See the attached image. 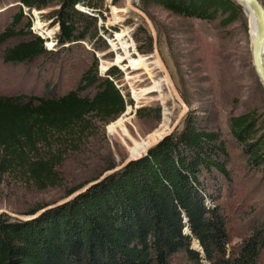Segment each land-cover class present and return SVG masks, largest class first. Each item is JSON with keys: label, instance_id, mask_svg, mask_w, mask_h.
Masks as SVG:
<instances>
[{"label": "trees", "instance_id": "obj_1", "mask_svg": "<svg viewBox=\"0 0 264 264\" xmlns=\"http://www.w3.org/2000/svg\"><path fill=\"white\" fill-rule=\"evenodd\" d=\"M18 2V13L0 33V46L25 40L4 52L6 64L32 63L49 53L45 39L31 31V21L21 27L26 19L22 7L40 11L58 2L60 8L52 16L53 24L60 26V45L98 38L97 17L77 5L97 9L101 0ZM142 2L139 7L145 12L144 5L156 4L186 18L221 19L223 26L244 13L234 0ZM96 62L82 75L77 90L63 97L0 95V182L6 173L22 172L38 190L58 186L63 155L53 152L52 140L90 116L108 124L126 111L128 101L110 78L100 77ZM93 87V98L80 95ZM185 122L180 133L70 203L27 222L1 215L0 264H258L263 233L230 249L226 218L214 205L229 178L225 142L217 133L199 131L187 118ZM231 134L243 147L248 166L264 173V125L257 113L233 117ZM44 149L49 150L47 157L41 153ZM114 167L110 164L108 170ZM195 242L204 254L194 248Z\"/></svg>", "mask_w": 264, "mask_h": 264}, {"label": "rangeland", "instance_id": "obj_2", "mask_svg": "<svg viewBox=\"0 0 264 264\" xmlns=\"http://www.w3.org/2000/svg\"><path fill=\"white\" fill-rule=\"evenodd\" d=\"M133 2L143 5L142 0ZM101 3L86 13L97 17L95 40L60 45V26L53 24L52 16L60 8L56 2L40 11L22 7L26 19L21 27L31 21V31L46 41V56L32 63L6 64L4 52L25 39L0 46V95L63 97L77 90L82 75L97 61L100 77L112 73L128 101L117 120L106 124L90 116L74 131L52 140L53 152L63 155L58 186L38 190L22 172L4 174L0 210L25 215L37 207L59 203L71 190L97 181L163 137L181 112L154 56L149 28L128 11L126 0ZM144 6L155 25L161 55L189 109L173 134L184 129L187 118L199 131L217 133L226 144L229 178L222 182L221 196L214 205L226 218L229 248H236L256 232L264 235V173L248 166L243 147L231 134V119L249 112L255 111L264 125V88L253 64L249 11L243 8L241 19L223 26L221 19L202 21L156 4ZM20 7L18 0L0 3V33L11 25ZM96 93L93 87L80 95L93 98ZM48 152L41 153L47 157ZM110 164L116 167L108 170ZM258 264H264V248Z\"/></svg>", "mask_w": 264, "mask_h": 264}, {"label": "water", "instance_id": "obj_3", "mask_svg": "<svg viewBox=\"0 0 264 264\" xmlns=\"http://www.w3.org/2000/svg\"><path fill=\"white\" fill-rule=\"evenodd\" d=\"M234 1H236L243 8H245V5H246L247 8L253 13L255 23H256V36L252 41L253 64H254L256 74L259 77L261 84L264 88V4L261 2V0H234ZM126 7H127L129 12H131L132 14L139 17L145 23V25L149 28V30L152 34V38H153V42H154V56L156 58V61H157L158 65L160 66L161 71L164 75V80L168 84L174 98L176 99V101L181 106V112H180L177 120L174 122L172 127L169 129V131L163 137H161L157 141L151 143L143 153H141L137 156L131 155L123 164H121L120 166H117L113 170L106 172L97 181H93V182L89 183L87 186L76 191L75 193H73L72 195H70L66 199L60 201L59 203H56L54 205H50V206L40 210L39 212H37L36 214L31 215V216L15 214V213H12V212L5 210V209L0 210V216L3 214H6L11 218L17 219L19 221L27 222V221H31V220H34V219L40 217L41 215H43L44 213H46L49 210H52L54 208H57V207H60V206H63V205L70 203L71 201L75 200L79 196L87 193L94 186L105 181L111 175L122 171L127 166H129L132 162L138 161V160L142 159L143 157H145L151 149L158 146L165 139L170 137L175 131H177L182 120L185 118L187 112L189 111L187 103L185 102L181 93L177 89V87L173 81V78L171 76V73H170V71H169V69H168V67H167V65H166V63H165V61L161 55L159 45H158V34H157L155 25H154L151 17L145 11H143L140 7L135 5L133 3V0H126Z\"/></svg>", "mask_w": 264, "mask_h": 264}, {"label": "bare ground", "instance_id": "obj_4", "mask_svg": "<svg viewBox=\"0 0 264 264\" xmlns=\"http://www.w3.org/2000/svg\"><path fill=\"white\" fill-rule=\"evenodd\" d=\"M245 8L248 9L246 5H245ZM248 11H249V14H250L249 17H250V26H251L252 38L254 39L255 36H256V23H255V19H254L253 13L249 9H248ZM146 149L147 148H145L141 153H143ZM141 153H139V154H141Z\"/></svg>", "mask_w": 264, "mask_h": 264}, {"label": "built area", "instance_id": "obj_5", "mask_svg": "<svg viewBox=\"0 0 264 264\" xmlns=\"http://www.w3.org/2000/svg\"><path fill=\"white\" fill-rule=\"evenodd\" d=\"M24 8V10L25 9H27V8H25V7H23ZM77 9H79L81 12H83V13H87V14H89V9H88V11H85L86 9H85V7H80V5H77ZM93 13H94V11H92ZM92 15V14H91ZM92 16H94V15H92ZM44 39V38H43ZM45 43H46V41H45ZM108 78H110V80H112L113 82H114V80L112 79V76H110L109 75V77ZM115 83V82H114ZM116 85V84H115ZM117 86V85H116Z\"/></svg>", "mask_w": 264, "mask_h": 264}]
</instances>
